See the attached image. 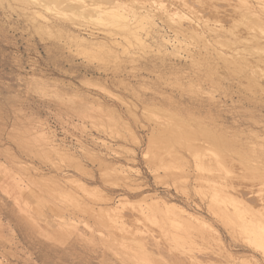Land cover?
Listing matches in <instances>:
<instances>
[{"label":"rangeland","instance_id":"1","mask_svg":"<svg viewBox=\"0 0 264 264\" xmlns=\"http://www.w3.org/2000/svg\"><path fill=\"white\" fill-rule=\"evenodd\" d=\"M5 1L0 0V264H176L174 254L181 250L187 264H264L263 256L207 208L208 180L224 184L237 176L233 190L264 215V178H254L264 172V90L246 87L247 71L224 67L216 86L200 82L189 89L184 78L194 77L198 68L191 66L188 55L204 52L203 46L186 36L176 38L173 24L165 19H155L158 36L168 40L165 56L157 53V34L140 31L148 46L130 47V55L121 54L116 66L111 58L82 54L67 37L104 41L107 26L71 18L61 30H38L43 19L30 18L39 9L37 3L33 9L22 0ZM145 1L127 3L137 7ZM162 1L175 9V1ZM38 11L52 20V13ZM215 41L213 48L219 50ZM227 45L220 49L229 53L232 44ZM173 46L181 49L176 56L170 53ZM244 51L254 59L263 56ZM252 70L247 73L264 87V68ZM174 124L186 130L184 140L174 137V128L171 134L167 131ZM209 134L225 139L227 147H212ZM190 144L200 147L199 156L208 155L201 156L205 163L215 152L234 167L226 163L228 173L215 165L207 167L210 172L197 171ZM13 180L23 194L14 193ZM150 200L172 202L204 220L220 243L192 236L175 250L168 240L174 229L165 221L156 219V225L139 216ZM120 201L123 207L108 209ZM112 212L116 217L131 214L130 227L118 243L97 219ZM134 233L147 237L151 254L146 262L124 261V246L133 247L129 237Z\"/></svg>","mask_w":264,"mask_h":264},{"label":"bare ground","instance_id":"2","mask_svg":"<svg viewBox=\"0 0 264 264\" xmlns=\"http://www.w3.org/2000/svg\"><path fill=\"white\" fill-rule=\"evenodd\" d=\"M22 1L23 2H21V4L25 2L27 3V5L28 3H32L31 4L32 8H33V4L37 3L36 5L39 6L40 10H44L45 12L52 13L51 14L52 16H50L52 20L48 21L45 19L44 16H42L41 12L38 11L39 9L35 10L33 8L34 11H32V14H30L32 17L30 16L29 17L33 18L35 21L38 20L36 17L43 19L41 20L42 25L38 20L39 21V26L37 25L38 30L39 28L40 30L47 29V31H49L48 29H52V28L61 30V28H63L61 24H64L65 20L67 19L71 20V18L88 19V21L103 26H107L109 29L107 31V36L103 38L104 41H94V42L86 43L83 38H80L79 36L70 33L67 34V37L71 39V41H73L74 44H76V48L78 50H81L82 54L89 55L90 57H94V59L106 58L108 60L109 58H111L112 60H114L113 62L116 64V66L118 64L117 60H120L119 56L121 54L130 55V52L134 48L133 46H135L137 50H141V49L143 50V48L145 49L148 46L145 43V40L142 34L140 33V31H142L143 34L145 31L146 35L148 36L150 35L149 34L150 32L151 33L153 32V34L154 33L157 34L158 27L155 23L156 22L155 19L157 20L165 19V21L173 24V33H175L176 38L177 35H180L182 37L186 36L196 41L198 40V43H200L203 46L201 48H203L204 52H201L200 50L197 51L195 50L196 51L195 52L193 50L194 52L192 53L189 52V54L191 55L187 54L190 58L189 60L191 66L192 67L196 66L198 68L196 71L195 69L194 71H192V73L195 74L194 77L191 76L184 78L186 79L185 85H187L189 89L194 83H196L197 85L200 84V82H204V83L206 82L208 83L207 84L208 86L209 84L211 85L212 84L214 85V83L218 84V81L221 78L219 76L220 69L222 70L224 67L229 70L231 68L236 72H242L243 70L244 71L246 70L247 72L248 71L253 72L252 70L253 68H259V69L264 68V0H172L175 1V5H176L174 10L173 8L172 10H169V8L166 5H164L162 0H147L145 1L147 2L146 4H141L140 6L137 7L133 6L132 4H128L127 3L128 0L125 1L124 0H87L86 4L85 2H83V4H78L79 0H22ZM44 19L46 21H44ZM157 36L158 34L156 35V40H155L157 46V53L161 54L162 56H165L167 51L164 47V43H168V40H165L161 35L158 37ZM221 39H224V41L221 42ZM212 40H218L215 42L216 44L220 45L219 50L213 48ZM196 43L194 42L193 45H196ZM227 44H232L231 48L229 47L230 48V51H228L229 53L225 52L226 49L225 50L220 49L221 47H224ZM178 46L180 45L178 44ZM130 47L133 48L129 49ZM178 48L179 47L173 46L172 51L170 53L173 56H176L177 54L180 53L179 51L181 50ZM183 50L181 52H183ZM239 50L242 51V56L240 55L241 52ZM244 50H249V52H252L253 50L255 53H262L263 56L259 58L255 57L257 59H254L253 56L251 58L247 54H245L246 51ZM200 61H205L204 64L206 63V65L203 67V63L201 62L200 64ZM131 62H133V60H131ZM200 66L201 68L202 67L203 68L201 69ZM247 72L243 75L245 79L246 87L250 90L263 91L264 87H262V85L259 84V82L256 79L251 78L250 74H248ZM255 74L256 73H254L253 75ZM101 92L104 93L102 89ZM191 92L195 94V91H191ZM172 128H174L178 133V134H174L175 135L174 137H176V139L178 138L179 140H181L183 139L182 137L186 136L185 134H183V131L184 133H186L185 132L186 130H184L183 127L182 130L181 126L175 124L174 127H171L168 130L166 128L165 130H167L171 134V132H173ZM180 130H182V132H180ZM203 134L205 136V133ZM209 136L210 137L208 138L210 141V145L212 147L214 146L215 147L218 146V148H220L219 146L225 148L227 147L226 145L228 143L222 137H216V135L211 136L210 134ZM205 138L206 137H204V139ZM208 138H206V140ZM189 139L191 140V138ZM197 146L194 144L192 145L190 144V148H192L193 152L191 149L190 150L193 153L195 169L197 171L210 172L211 170L207 167L215 165L218 171L221 170V172H225V173L229 172L230 168L228 169L226 167V163L231 164V161L229 159H228L229 161L227 162L226 160L220 158L219 155H217L215 152H211V150H208V152H211L212 154L210 156L209 162L205 163L203 161V158L204 157L206 158V156L208 155H205L203 157L202 156L203 153H202L201 156L203 158L201 159V156L197 154L199 153L198 150L200 147ZM204 150L205 149H203V151ZM219 153L220 152H218V154ZM240 155L241 156L239 157V159H241L242 162L245 161L247 155L245 153ZM257 165L260 167L259 164ZM231 166L234 167V165L232 164ZM246 166L248 167V165ZM250 169L252 170V168ZM261 170L263 169L261 168ZM254 174H256V172ZM226 177L228 178V176ZM214 178L217 177H212V179ZM236 178H231L232 180L228 178V180L226 181L227 183L224 184L218 183L216 181L208 180V182L211 183L206 187L207 191H209L206 193L208 194L207 208L210 210L213 217L220 224H222V226L224 227L227 226L228 229L234 230L236 234L242 239V241L246 243V245L249 247L250 250H252L255 253H258L261 257L262 256L264 257V215L259 211L258 212L253 211L254 208L253 209L251 208V205L248 203V201L242 200L240 196L237 195L238 193L233 190V187H231V183L235 181ZM254 178H256L257 180L263 179L264 172L261 174L260 173L256 174ZM207 179H209V177L206 178V180ZM222 188L223 189L228 188L234 192L232 193V191L231 192L228 191L225 193L223 192ZM12 189L14 190V193L23 194L24 191V188L20 187L18 180L12 181ZM150 201L151 202L149 204L147 205L145 204L146 205L145 208H142V210H140L139 216L142 218V220L143 219L147 220L149 221V223H153L156 225L162 221H165L164 222L165 225H169V228L174 229L175 231L173 230V232L169 231L171 237L168 236L169 237L168 240H170L175 244V250L177 246L179 247L183 245L186 239L187 242L189 243L190 242L189 238L192 236L207 244L211 243L212 241L219 242V238L216 232L211 229V226H209L207 222L200 219L199 217L186 213V211L182 210L172 202L169 204V203H165V201L164 202L154 201V200H150ZM77 202L78 201H76V203ZM122 202L123 201L119 202L120 206H118L119 205L118 204L117 208L114 207V209L111 208L108 209L110 211L115 212L119 207H123ZM262 208L264 207L262 206ZM129 217L131 218L130 213L122 214V216L120 217H116V214L113 213V214H107L105 216H99L97 217V219L99 226L101 225V228L102 226L103 228H106L110 236L115 235L114 240H116L118 243L120 239L121 241L124 240L122 237L124 236L125 233H127V227L129 226L127 225V223L130 224V222H128ZM28 218L30 219V217ZM156 219H158L160 222L157 223ZM135 220L138 221V218H136ZM139 220L141 219L139 218ZM130 221L132 223L133 219H131ZM161 224L163 225V223ZM158 228L161 230L164 229L160 226ZM120 232H122V234ZM129 238L131 239L133 247L130 245L124 246L125 250L126 249L128 250L126 252L127 254L122 253V255L125 256L124 261L126 262L127 261L130 262L134 260H138V261L140 260V262H142L143 260H144L143 262L148 261V260L145 261V259L146 258L148 259V254L150 255L151 253L149 252L150 249L149 246H147L148 244H146L145 242L147 241L146 240L147 237H143L142 235L135 234L134 236ZM123 242L120 243L121 246H123V244H126ZM174 256L176 258L173 262H175L176 264L177 263L182 264L181 262H178L179 260L182 262L184 261V264H187V258L183 250L177 251V256L176 254H174Z\"/></svg>","mask_w":264,"mask_h":264}]
</instances>
